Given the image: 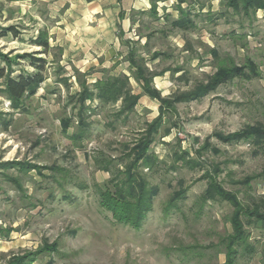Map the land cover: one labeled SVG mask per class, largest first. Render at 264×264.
Here are the masks:
<instances>
[{"label": "rangeland", "instance_id": "rangeland-1", "mask_svg": "<svg viewBox=\"0 0 264 264\" xmlns=\"http://www.w3.org/2000/svg\"><path fill=\"white\" fill-rule=\"evenodd\" d=\"M191 1L196 11L202 4L212 13L226 10L222 0ZM34 3L31 0L28 8L21 0H0V31L10 25L21 31L18 36H0L2 52L16 58L17 54L40 51L32 39L42 31L48 33L51 45L47 53L38 55L47 60L45 80L23 106H12L2 92L0 78V161L30 160L65 171L56 175L57 181L52 176L57 172L47 169L45 175L36 170L21 174L22 188L0 175V233H6L0 234V264L53 242L58 243V251L46 252L33 264H223L222 241L232 231L233 206L224 200L202 202L200 196L208 185L206 171L216 165L218 180L244 204L264 198L263 176L249 184L240 183L264 170V151L255 155L247 141L224 143L214 135L247 124H264V10L257 12L251 25L238 15L216 18L215 14L212 19L196 18L197 26L188 30L172 28L163 8L158 16L139 10L133 12L134 26L120 28L122 24L117 23L106 28L104 43L84 44L90 55H64L63 46L51 44L44 25L52 22L47 3ZM167 3L174 18L178 0ZM233 32L247 36L238 38ZM130 49L157 73L153 83L163 96L207 82L220 62L244 64L250 58L260 70L259 77L235 78L199 100L178 103L176 111L166 114L150 149L156 160L150 168L140 169L160 190L139 229L115 222L111 212L99 204L94 188L110 178L96 158L125 157L132 141L159 114V102L144 94L132 76ZM156 52L160 54L153 58ZM75 67L88 70V83L106 72L127 73L133 92L141 95L135 109L123 115H117L120 102H91L90 130L81 144L70 137L77 120L69 134L61 125L62 118L76 112L71 102V95L80 89ZM12 68L15 73L34 69L27 59L16 60ZM63 76L69 77L67 85L59 81ZM185 151L189 155L181 158ZM192 159L200 164L191 166L187 161ZM4 173L19 175L16 170ZM181 188L186 189V198L167 210L171 195ZM246 227L256 251L249 255L242 250L235 264H264V228Z\"/></svg>", "mask_w": 264, "mask_h": 264}, {"label": "trees", "instance_id": "trees-1", "mask_svg": "<svg viewBox=\"0 0 264 264\" xmlns=\"http://www.w3.org/2000/svg\"><path fill=\"white\" fill-rule=\"evenodd\" d=\"M158 1L161 0H152V6L148 11L151 15L158 16ZM183 2H187V6L183 7ZM193 2L191 0H178L176 5L178 17L173 18L170 17V14H165L172 28L181 30L195 28L197 26L196 18L207 16L208 19H212L215 14L218 15L216 18L228 17L229 14L232 16L238 15L242 20L246 19L248 25H251L257 19L258 10L264 9V0H222L226 10L212 13V10L203 11L204 4L196 11ZM241 27H245L243 23ZM0 32V36L7 34L18 36L21 31L17 27L10 25L2 28ZM234 34L238 38L247 36V33L237 35L236 32H233L232 35ZM32 43L41 47V50L17 54L16 58L18 59L12 58L0 50V78L3 79L2 92L14 107L23 106L24 100L35 94L45 80L44 70L47 60L45 57H39L38 55L47 53L50 49L48 33L46 31L40 32L36 38L32 39ZM159 54L158 52L154 53L153 58H157ZM215 56H218V52H215ZM19 59H27L30 65L33 66V71L20 69L18 73H15L12 68L13 62L16 60L18 62ZM128 60L132 76L140 84L142 92L159 102V114L148 124L147 129L141 131L140 137L132 141L125 157L118 159L116 157L96 158L98 167L109 172L110 178L103 184H94V188L99 204L111 212L115 222L139 229L150 211H152L154 200L160 190L159 186L152 184L140 169L142 166L150 168L156 160V155L150 152V149L166 114L176 111L178 103L199 100L214 92L220 85L235 78L252 79L259 77L260 70L256 62L250 58H247L244 64H237L233 61L229 63L220 62L207 82L199 83L188 91L163 96L153 83V78L157 73L152 72L143 60L136 57L134 49L129 50ZM60 69L64 71L63 67H60ZM74 74L80 87L77 92L71 95V102L76 112L73 115L62 118L61 125L63 131L69 134V127L73 125L74 120L78 121L74 131L70 134V137L75 142L78 141L81 144L82 140L88 137L90 130L89 117L92 113L91 111H93L91 102L97 100L99 102L98 105H111L120 102L117 115L129 114L139 102L141 95L133 92L130 75L106 72L94 82L88 83L87 76L89 73L87 71L83 72L75 67ZM68 80V76H63L59 81L67 85ZM89 101L90 103H88ZM214 135L224 143L247 141L253 146L255 155L264 151V124L262 122L247 124L243 128L229 133L216 131ZM206 144L208 143H205L203 148L207 147ZM188 153L187 151L183 152V156L180 155L181 158L186 154L189 155ZM187 162L191 166L200 164L193 159ZM121 166L123 167L121 168ZM44 169L57 172L56 174L52 173L56 181V175L65 171L57 165H39L30 160L0 161V175L8 181H13L17 188H22L21 174H30L32 170H36L40 175H45ZM4 170H16L19 175L11 176L4 173ZM219 171L220 169L216 165L211 170L206 171L208 173L204 178L208 180V185L201 194L200 200L202 202L224 200L233 206V212L230 217L232 231L224 237L222 242L225 247L226 257L223 264H235L242 250L249 255L254 254L256 251V246L249 242L250 231L247 229L246 224L264 228V198L253 201L248 205L244 204L235 192L225 188L223 183L218 180ZM262 176L264 177V170L248 176L240 183L249 184L251 179ZM80 187L84 188L85 186L81 184ZM186 192L185 188L176 190L169 199L167 210L176 207L179 200L186 198ZM70 197V194L66 193L65 198L69 199ZM2 230L0 228V232ZM0 234L4 236L6 233ZM57 251V242L46 243L35 251L13 255L7 264H33L39 256L46 252Z\"/></svg>", "mask_w": 264, "mask_h": 264}, {"label": "crops", "instance_id": "crops-1", "mask_svg": "<svg viewBox=\"0 0 264 264\" xmlns=\"http://www.w3.org/2000/svg\"><path fill=\"white\" fill-rule=\"evenodd\" d=\"M21 1L24 2V6L30 8L31 0ZM33 1L35 3H47L49 17L52 18V22L44 25L49 29L51 44L63 46L64 55H90V53L88 54L87 52L90 48L87 47L88 49H86L83 46L84 44L95 42L104 43L106 40V28H113L117 23L122 24L120 28L123 26H134L136 24V19L133 12L139 10L148 12L152 6V0ZM167 2L168 0L157 2L158 13L161 12L160 9L163 8V10H166V12L170 14L171 5ZM175 10L178 13L176 7ZM26 11V9H23V12ZM174 17H178V14ZM122 34L121 32L119 36L121 37ZM116 39H119L118 36H116ZM98 55L102 54L98 53ZM100 77L101 76L96 77L95 80Z\"/></svg>", "mask_w": 264, "mask_h": 264}]
</instances>
